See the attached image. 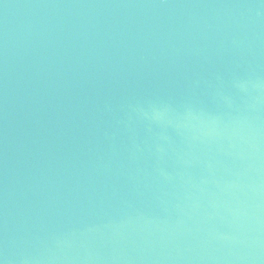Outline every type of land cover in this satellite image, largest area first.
Returning <instances> with one entry per match:
<instances>
[{
    "label": "water",
    "instance_id": "95a60500",
    "mask_svg": "<svg viewBox=\"0 0 264 264\" xmlns=\"http://www.w3.org/2000/svg\"><path fill=\"white\" fill-rule=\"evenodd\" d=\"M0 264H264V0H0Z\"/></svg>",
    "mask_w": 264,
    "mask_h": 264
}]
</instances>
